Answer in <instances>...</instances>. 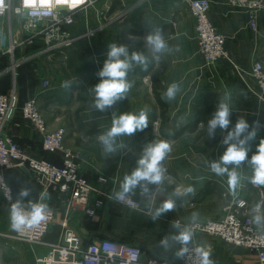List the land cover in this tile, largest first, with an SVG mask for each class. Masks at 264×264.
Instances as JSON below:
<instances>
[{"label":"crops","instance_id":"0c3cea01","mask_svg":"<svg viewBox=\"0 0 264 264\" xmlns=\"http://www.w3.org/2000/svg\"><path fill=\"white\" fill-rule=\"evenodd\" d=\"M210 1L209 18L226 37L224 48L229 57L213 66L207 65L199 53L196 21L186 0H97L95 7L77 14L76 22L80 17L82 22L79 30L77 23L71 28L76 36L75 47L83 45L87 50V46L92 45L96 50L93 63L90 61L92 69L85 71L80 78L72 77L67 68L56 64L61 61L60 57L49 62L38 55L40 41L29 50H18V56L26 51L31 55L17 69L20 71L17 85L20 102L37 97L49 130H66L65 146L77 154L80 173L103 192L93 195V201L100 199L103 203L95 216L89 217L78 210L71 218V227L86 244L109 238L138 247L143 261L157 258L162 264H180L181 260L174 257L180 247L178 244L172 243L170 251L160 246L165 235L175 232L171 226L173 221L192 226L218 220L224 216L226 206L236 199L247 202L252 217V210L262 201L261 212L264 213V186L256 187L248 182L253 169L247 161L237 169L241 181L235 197L229 190L228 177L217 176L211 171L209 162L218 160L225 150L221 141L226 133L218 129L215 138L207 136V120L215 111L218 98L227 91L232 95L233 125L240 117L249 124L257 120L261 124L256 139L250 144L248 159L264 138V98L260 97L254 79L246 74L256 61L264 63V10L258 12L257 29L254 30L249 24L248 8L233 5L230 0ZM154 29L162 31L170 50L159 61H154L147 72L134 65L128 75L133 87L127 99L106 112L93 110L91 88L99 82L97 73L106 59L107 45L112 42L125 44L130 51H136L125 42L128 38L140 42L144 53L148 54L144 38ZM87 55L86 52L85 57ZM1 56L0 59L7 55ZM8 60L10 64L9 57ZM4 63L0 61V94L8 93L14 83L13 76L4 73ZM75 78L77 81H72ZM45 80L51 81L49 88L43 87ZM64 81L71 82L70 89L61 86ZM173 82L181 85V91L175 100L167 103L162 96ZM155 92L160 94L162 102L156 98ZM142 110L148 113V127L131 137L119 138L118 143L123 141L127 145L122 153L104 152L99 136L111 127L112 115ZM8 133L31 156L62 165L63 154L44 151L41 133L21 114L10 124ZM160 140H167L172 145V151L164 161L168 178L159 189L152 186L151 200L141 197L137 191L133 197L141 202L142 208L133 209L108 198L107 195L119 190L124 176L137 166L143 147ZM6 177L13 188V200L17 194L13 184L23 180L24 186L33 192L31 201H39L41 187L31 183L23 172L8 170ZM99 177H106L108 182H99ZM187 187H192L194 192L177 199L174 211L153 222L152 206H158L175 190L183 191ZM63 200L65 197L58 191L50 190L46 205L62 213ZM6 204L9 203L0 193V211ZM194 212L198 215L193 222ZM1 224L0 264H13V260L20 264H35V258L47 252L45 247H31L9 238L8 235L15 230L5 221ZM60 233L61 227L53 225L45 240L56 242ZM193 243L205 250L209 247L207 251L214 264H258L255 252L230 245L210 234L194 232Z\"/></svg>","mask_w":264,"mask_h":264},{"label":"built area","instance_id":"2783aa9c","mask_svg":"<svg viewBox=\"0 0 264 264\" xmlns=\"http://www.w3.org/2000/svg\"><path fill=\"white\" fill-rule=\"evenodd\" d=\"M186 2L196 21L198 50L206 64L213 66L223 58L229 59L224 48L226 37L209 18L212 2ZM230 2L248 8L249 24L254 30L257 29L258 12L264 10V0ZM96 3L97 0H0V55H8L10 58V64L4 73L11 72L15 76L16 70L31 56H18L17 51L35 46L37 41L42 43L38 55L49 62L58 57L62 61L76 41L71 28L76 23L77 14L95 7ZM246 74L254 79L260 97L264 98V63L256 61ZM16 83H13L8 93L0 94V193L8 203L14 201L13 188L7 180L6 171L20 170L31 183L41 187L40 202L46 204L50 190L58 191L65 200L62 213L48 206L46 219L39 225L20 232L14 231L8 237L31 247H45L47 252L37 256L35 264H162L157 258L143 261L141 250L126 242L104 238L86 244L83 237L71 227V218L75 211L81 210L89 217L96 215L97 209L103 203L100 199L93 201V195L103 192L80 173L76 164L77 154L65 146L66 130H49L37 97H31L21 104ZM50 85V80L43 82L44 88H49ZM19 113L41 133L44 151L63 154L62 165L31 156L8 133L10 124ZM99 182L107 183L108 179L99 177ZM9 192L12 201L6 198ZM107 197L114 199L113 194ZM118 203L133 209L142 208L141 202L133 196L130 200ZM262 205L260 201L256 207L259 206L261 210ZM53 225H59L61 233L56 242H48L45 239ZM191 227L193 232L210 234L230 245L255 252L258 264H264V231L253 222L246 201L233 200L226 206L222 218L195 223ZM193 245L196 246L194 243ZM180 264H184V261L181 260Z\"/></svg>","mask_w":264,"mask_h":264},{"label":"clouds","instance_id":"9594fccd","mask_svg":"<svg viewBox=\"0 0 264 264\" xmlns=\"http://www.w3.org/2000/svg\"><path fill=\"white\" fill-rule=\"evenodd\" d=\"M147 53L141 51H130L128 45L117 44L115 42L107 45L106 59L103 67L98 71L99 82L91 88L94 94L92 109L99 112H106L118 102L127 99V95L133 87V82L128 79V75L134 70V65L139 66L141 71L147 72L154 61H159L161 56L168 52L169 45L165 41L163 33L159 29L151 30L144 38ZM65 89L71 88L70 81H64L61 85ZM181 91L179 83H171L162 99L170 102L176 99ZM233 101L230 92H225L219 97L216 109L207 120V136L215 138L219 129L223 136L221 143L225 150L218 160L209 162L211 171L217 176H227L228 186L233 197L237 195L240 186L241 175L237 171L245 161L253 169V174L248 178V182L255 186H264V138L259 141L256 152L248 159L250 144L257 137L261 127L260 122L253 121L249 124L244 117L237 119L232 124ZM111 127L99 136V143L104 152L117 154L123 152L127 145L121 141V137H131L137 131H143L148 127V113L146 111L123 112L119 115H112ZM172 151V145L167 140H160L146 144L137 160V166L126 174L120 183L119 190L114 191L113 198L116 201L130 200L131 196L137 194L148 198L154 193L152 186L159 189L168 178L167 168L164 161ZM194 192L192 187H187L183 191L177 189L172 196L161 202L158 206L153 205L151 219L153 222L159 220L169 211H174L177 207V199ZM31 195V189L25 186L20 187L14 202L10 203L11 227L15 231H23L39 225L46 219L47 205L43 202H33L25 200ZM12 201L10 192L6 195ZM43 197H41L42 201ZM253 222L264 229V213L259 206L253 210ZM197 213H192V221L197 218ZM175 230L173 234H167L160 240V246L166 251L171 250V244H178L180 247L174 252V257L184 261V264H214L210 258L211 253L204 247L193 245V228L190 225H181L179 221L171 223ZM194 253V255H193Z\"/></svg>","mask_w":264,"mask_h":264},{"label":"rangeland","instance_id":"374dc122","mask_svg":"<svg viewBox=\"0 0 264 264\" xmlns=\"http://www.w3.org/2000/svg\"><path fill=\"white\" fill-rule=\"evenodd\" d=\"M81 22H82V17L78 18V20L76 22L77 23L76 27L78 28V30H79V27L81 26ZM2 48L5 49V46H3ZM86 52L88 54L87 55L88 57H85ZM95 54H96V50H95V48L92 45H88L87 46V50H86V48L83 45H81V46L80 45H76V47H75V44H74V46H72L68 50L67 56L63 57L64 60H62V61H60L59 63H56V64L67 68V70L70 72L71 76L73 75L72 77L80 78L79 76H81L83 73H85V71L89 72L90 69H92V67L90 65V61L93 63V60L95 59L93 57V55H95ZM84 59H87V61H85ZM8 74H11L13 76L14 82L16 81L17 85L19 86L20 71L16 70V75L15 76L11 72H9ZM76 78H75V80H72V81H74V82L77 81ZM13 186H15V188H17V192H18L20 187L24 186V181L23 180L22 181H16V182H14ZM27 199H29V200L33 199V192H31V195ZM2 221L3 222L5 221L8 225H11V221H10V203L6 204L5 209L3 208L0 211V224H1ZM0 241H3V240L0 239ZM7 245H8V243H7ZM13 264H20V262L13 260Z\"/></svg>","mask_w":264,"mask_h":264},{"label":"trees","instance_id":"16d2710c","mask_svg":"<svg viewBox=\"0 0 264 264\" xmlns=\"http://www.w3.org/2000/svg\"><path fill=\"white\" fill-rule=\"evenodd\" d=\"M125 42H126L127 44H129L131 48H134L136 51L145 52V50L143 49V45H142L140 42H134L133 40H129L128 38L125 39ZM40 44L42 45L41 42H40ZM29 48L31 49V47H28L26 50H29ZM17 52H18V51H17ZM26 54H30V53L26 51ZM18 55H20V54H18ZM0 61L5 62V63H4V67H5V68H7V67L9 66V60H8V57H7V56L2 57V58L0 59ZM155 96H156V98H157L160 102H162L161 97H160V94H159L158 92H155ZM21 104H23V102H21ZM162 113H163V112H162ZM19 114H20V113H19ZM19 114H18V115H19ZM173 137H175V136H173Z\"/></svg>","mask_w":264,"mask_h":264},{"label":"bare ground","instance_id":"6f19581e","mask_svg":"<svg viewBox=\"0 0 264 264\" xmlns=\"http://www.w3.org/2000/svg\"><path fill=\"white\" fill-rule=\"evenodd\" d=\"M11 69L13 70V68L11 67Z\"/></svg>","mask_w":264,"mask_h":264}]
</instances>
